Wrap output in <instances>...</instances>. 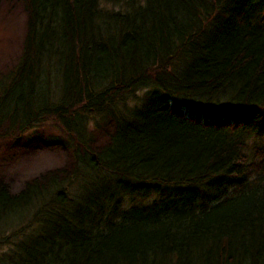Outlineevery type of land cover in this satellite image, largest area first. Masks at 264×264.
<instances>
[{
	"label": "trees",
	"instance_id": "trees-1",
	"mask_svg": "<svg viewBox=\"0 0 264 264\" xmlns=\"http://www.w3.org/2000/svg\"><path fill=\"white\" fill-rule=\"evenodd\" d=\"M23 6L0 131L52 119L74 168L17 194L0 187V258L264 264V0ZM104 120L112 131L94 146Z\"/></svg>",
	"mask_w": 264,
	"mask_h": 264
},
{
	"label": "rangeland",
	"instance_id": "rangeland-1",
	"mask_svg": "<svg viewBox=\"0 0 264 264\" xmlns=\"http://www.w3.org/2000/svg\"><path fill=\"white\" fill-rule=\"evenodd\" d=\"M26 33V13L23 0H2L0 7V77L18 62ZM88 139L94 146L108 140L112 125L105 120L90 126ZM52 119H45L44 127L20 136L17 130L3 128L0 131V187L17 194L27 184L58 171L63 176L74 168L71 149L64 143ZM60 139L55 142V140ZM28 208L13 210V215H25ZM10 213V212H9ZM29 216L17 224L25 225ZM8 221L0 217V229ZM3 227V226H2ZM6 229V228H5ZM8 247L0 246V256ZM0 264H7L6 257Z\"/></svg>",
	"mask_w": 264,
	"mask_h": 264
}]
</instances>
